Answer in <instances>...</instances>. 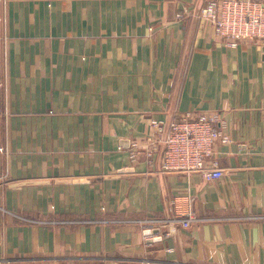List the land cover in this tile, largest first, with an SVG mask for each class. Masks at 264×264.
<instances>
[{"label":"crops","instance_id":"obj_1","mask_svg":"<svg viewBox=\"0 0 264 264\" xmlns=\"http://www.w3.org/2000/svg\"><path fill=\"white\" fill-rule=\"evenodd\" d=\"M201 2L0 0V149H15L0 152V264H264V46L229 48ZM49 34L55 59L19 58ZM215 112L238 130L216 146V182L134 163L122 146L145 142L152 120ZM190 207L201 221L145 240V221Z\"/></svg>","mask_w":264,"mask_h":264},{"label":"built area","instance_id":"obj_2","mask_svg":"<svg viewBox=\"0 0 264 264\" xmlns=\"http://www.w3.org/2000/svg\"><path fill=\"white\" fill-rule=\"evenodd\" d=\"M199 17L213 26L217 37L229 48L264 41V0H209L199 11ZM221 128L218 113H187L168 122L153 120L149 138L142 144L135 141L132 145L131 158L136 162L144 155L147 162L153 164L161 153L164 173L199 174L207 182H216L225 176L215 159L217 144L227 142ZM199 221L194 207H190L184 217L145 221L144 238H149L148 230L159 227L162 234L159 238L163 240L171 236L169 231H163L169 224L187 229Z\"/></svg>","mask_w":264,"mask_h":264},{"label":"rangeland","instance_id":"obj_3","mask_svg":"<svg viewBox=\"0 0 264 264\" xmlns=\"http://www.w3.org/2000/svg\"><path fill=\"white\" fill-rule=\"evenodd\" d=\"M62 0H59V5L57 6V9L55 10H62L63 9H66L65 8V5L66 4H61ZM93 2L94 0H85V10L88 11V12H92L93 10ZM3 3H5V7L7 6V0H3ZM69 4L70 6L72 7V2L69 1ZM52 5V4H51ZM74 7L76 8L77 7V3L74 4ZM122 9H125V6L123 5ZM184 10V9H183ZM9 20H7L6 18H3V16H0V24L3 25V26H6L7 24L9 25ZM7 25V26H8ZM46 39L48 40L49 44L48 43H45V40L44 39H38V44L39 46H37V51L36 52H23L22 55L19 56V58L21 59H27V58H37L39 60V66L41 64V61L42 60H47V59H55L56 56V52L55 51H60V43L58 44H55L53 46V43L56 42V41H60L61 40V37L60 36H54L53 34H49L48 36H46ZM253 42V41H251ZM260 44V46H264V41H256ZM53 52H54V55H53ZM60 57V56H59ZM5 84H1V86H4ZM216 113V112H215ZM206 114V113H205ZM211 114V113H209ZM220 114V113H218ZM55 115V114H53ZM221 115V114H220ZM223 115V114H222ZM52 116V115H51ZM183 116V115H182ZM43 117H46V115H41L39 116V119L40 118H43ZM63 117V116H62ZM181 117V116H180ZM65 118V116H64ZM176 119H179L176 118ZM221 120H222V136L227 140L226 143H223V142H219L218 144L220 145H232V144H236L237 143V134L238 133V130H235V129H232L231 127V124L230 122L227 120V118H225V116L223 115L221 117ZM153 121V120H152ZM151 121V122H152ZM45 122V121H43ZM9 133V132H7ZM24 134L26 132H23ZM39 141H42L45 143L46 142V138L49 137L50 140H61L62 142H64V136L63 134L66 133V132H63V131H58V132H53V131H39ZM239 133H242V131H239ZM7 137V142L9 141V137ZM246 140V135H245V132H244V135L242 136L241 135V141H245ZM135 141H138V140H133V141H130V142H126L125 144H122V146L124 148H127V153H128V156H129V159L133 162L132 158H131V153H132V145L134 144ZM146 141V140H145ZM138 142H141V144L144 142L142 141H138ZM129 143V144H128ZM47 144H44L43 146L44 147H41L39 146V164H38V174H47V161H48V157L46 154H48L49 152L51 153V150H52V147H48L46 146ZM50 146H52L51 144H49ZM132 148V149H131ZM18 149V148H16ZM29 148H23V150L26 152ZM14 147L13 148H8V145H6L5 148H1L0 149V152L3 154V156L5 157V159H9L10 156H12L14 154ZM57 152V151H56ZM107 154L110 153V150L108 149L106 151ZM158 158H160V166L162 164V154L160 153L154 163H156V160H158ZM148 160L147 157L144 155H141L140 158L138 159L139 161L140 160ZM217 160V159H216ZM139 161H136L134 163H138ZM219 161V160H218ZM151 165V164H149ZM8 169V167L6 168ZM112 169H110V164L109 163H106V162H103V171H105V173H110ZM162 170V168H161ZM222 170H223V173L222 174H226V170L222 167ZM8 171V170H7ZM27 171H28V167H27Z\"/></svg>","mask_w":264,"mask_h":264},{"label":"water","instance_id":"obj_4","mask_svg":"<svg viewBox=\"0 0 264 264\" xmlns=\"http://www.w3.org/2000/svg\"><path fill=\"white\" fill-rule=\"evenodd\" d=\"M203 2H204V0H202V2H201V8H202V5H203ZM161 233V230L160 229H155V230H148L147 232H146V234L147 235H159ZM159 239H161V238H159ZM153 241V240H152ZM151 241V242H152Z\"/></svg>","mask_w":264,"mask_h":264}]
</instances>
